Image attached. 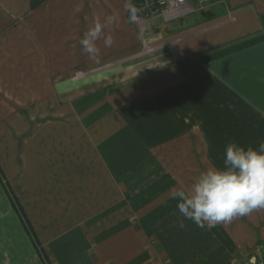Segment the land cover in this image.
Instances as JSON below:
<instances>
[{
	"label": "crops",
	"instance_id": "1",
	"mask_svg": "<svg viewBox=\"0 0 264 264\" xmlns=\"http://www.w3.org/2000/svg\"><path fill=\"white\" fill-rule=\"evenodd\" d=\"M214 1L197 25L151 20L157 51L126 68L130 0H0V264L264 261V209L181 229L171 197L264 140V0ZM112 14L114 44L83 54Z\"/></svg>",
	"mask_w": 264,
	"mask_h": 264
},
{
	"label": "clouds",
	"instance_id": "2",
	"mask_svg": "<svg viewBox=\"0 0 264 264\" xmlns=\"http://www.w3.org/2000/svg\"><path fill=\"white\" fill-rule=\"evenodd\" d=\"M117 20L116 14L103 19L94 15L79 40L82 53L98 59V41L111 47L114 38L105 29ZM171 197L182 217L179 219L181 229L187 226L185 221L199 228L214 227L264 209V140L258 147L228 142L222 166L202 169L189 185L172 188Z\"/></svg>",
	"mask_w": 264,
	"mask_h": 264
},
{
	"label": "built area",
	"instance_id": "3",
	"mask_svg": "<svg viewBox=\"0 0 264 264\" xmlns=\"http://www.w3.org/2000/svg\"><path fill=\"white\" fill-rule=\"evenodd\" d=\"M129 13L132 24L142 27V52L141 55H153L158 47L152 46L145 38L144 31L153 19H162L165 23L180 21L194 15L208 12L215 4L214 0H139L133 4ZM244 264H264L256 258H250Z\"/></svg>",
	"mask_w": 264,
	"mask_h": 264
},
{
	"label": "trees",
	"instance_id": "4",
	"mask_svg": "<svg viewBox=\"0 0 264 264\" xmlns=\"http://www.w3.org/2000/svg\"><path fill=\"white\" fill-rule=\"evenodd\" d=\"M139 0H132L133 4H138ZM213 15L210 12H205V13H201L199 16H195V18L193 19V24L197 25L200 24L201 22L207 21L209 19H212Z\"/></svg>",
	"mask_w": 264,
	"mask_h": 264
},
{
	"label": "rangeland",
	"instance_id": "5",
	"mask_svg": "<svg viewBox=\"0 0 264 264\" xmlns=\"http://www.w3.org/2000/svg\"><path fill=\"white\" fill-rule=\"evenodd\" d=\"M196 16V15H195ZM189 18H191V17H189ZM194 18V17H193ZM192 19V18H191ZM147 40H149L148 38H147ZM153 42V41H152ZM153 56L152 55H141L140 56V58H138V59H134V60H132V61H130L129 63L127 62V63H125L124 64V67H128V66H130V67H135L136 66V63H140V62H142V61H145V60H147V59H151ZM136 62V63H135ZM135 63V64H134ZM127 64H132V65H127ZM124 75H130L128 72L127 73H125ZM112 76V75H111Z\"/></svg>",
	"mask_w": 264,
	"mask_h": 264
}]
</instances>
